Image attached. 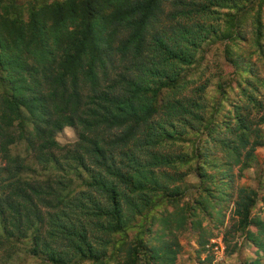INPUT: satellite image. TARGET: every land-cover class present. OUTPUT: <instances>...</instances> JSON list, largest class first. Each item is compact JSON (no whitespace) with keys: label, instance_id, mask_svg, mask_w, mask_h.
I'll list each match as a JSON object with an SVG mask.
<instances>
[{"label":"trees","instance_id":"obj_1","mask_svg":"<svg viewBox=\"0 0 264 264\" xmlns=\"http://www.w3.org/2000/svg\"><path fill=\"white\" fill-rule=\"evenodd\" d=\"M255 2L34 0L26 18L16 0H0V249L28 239L41 264H142L145 224L134 246L128 232L156 208L178 206L186 190L170 186L182 182V167L197 161L204 181L211 153L230 171L252 165L263 144L264 92L250 64L226 48L232 66L247 73L226 111L216 103L207 117V105L184 92L186 71L205 47L242 39L240 14ZM254 23L253 44L263 50L258 13ZM66 127L77 140L60 145L56 136ZM195 128H203L200 139L184 159L162 152ZM19 144L38 170L28 172L26 158L12 153ZM240 190L238 226L254 225L246 238L264 252V222L251 217L255 193ZM172 214L161 219L164 230L180 224V213ZM144 249L149 264L175 260L165 243Z\"/></svg>","mask_w":264,"mask_h":264},{"label":"rangeland","instance_id":"obj_2","mask_svg":"<svg viewBox=\"0 0 264 264\" xmlns=\"http://www.w3.org/2000/svg\"><path fill=\"white\" fill-rule=\"evenodd\" d=\"M16 1L24 6V14L27 18V5L34 3V0ZM219 11L228 12L226 9ZM256 13L259 15L264 33V0H256L253 5L247 4L245 10L240 14L243 20L242 39L238 40L236 44L224 41L205 47L197 63L186 71L188 84L184 94L190 93L189 97L203 101L208 108L207 117L215 112L216 103L221 105L223 111H226L229 109V103L238 100L236 82L247 76V73H243L240 68L236 69L232 66L225 52L226 48H229L232 58L238 63L250 64L251 71L256 76L252 79L264 92V38L262 39L263 50L254 47L252 38ZM223 20L224 15L222 14L218 19L220 28H223ZM205 86L206 90L203 89L200 95H197L198 88ZM220 86L223 87L226 97L219 93ZM232 88L235 91L231 90ZM160 112H158V116L156 115V120H160ZM260 128L263 144L257 146L253 152L256 161L252 162V165L239 164L232 167L230 171L229 167L222 166L224 158L220 153H211L210 161L213 166L209 162L206 164L210 165L205 166V172L210 178L203 179L204 181L200 180L194 169L197 161H193L190 165L179 170L180 173H183L182 182H175L170 186V189L179 187L186 190L182 197L177 198L178 206L173 207L166 204L156 208L146 220L138 219L134 228L128 232L127 243L134 246L136 236L141 233L138 227L145 224L144 232L139 236L144 244L139 249L142 264H149L151 261L150 255L144 251V246L151 248V246L161 243H165L171 251H176L173 264H253L256 260H258V264H264V252L258 250L256 245L246 238L247 232L256 233V228L250 224L247 231L242 230L238 226V217L234 215L235 201L240 195V189L246 188L254 192L256 196V204L251 211V217H258L264 222V125L262 124ZM201 129L203 128L197 132L189 131L186 135L188 138L186 142L167 144L162 152L184 159L191 153L193 142H198L200 139ZM56 140L60 145L74 143L77 140L76 131L66 127L56 136ZM12 153L26 158V165L32 168L28 172L34 171L33 169L38 170L33 157L26 150L24 144L13 147ZM165 171L175 177L174 172L167 168L160 170V172ZM229 171L230 178L227 176ZM27 174L31 175V173ZM34 176L37 174L35 173ZM84 176L82 175V177ZM78 183L75 181L73 187H76ZM204 189L207 190L204 192ZM206 197L210 203L207 208H204L201 203ZM172 211L180 213V218H177L180 224H172L169 230H164L161 219L163 217L169 221L175 219ZM15 242L0 249V264H41L40 259L30 255L28 239ZM128 248L126 246V250ZM6 249H11V252ZM126 252L123 253V256ZM150 253L153 252L150 251ZM151 264L160 263L153 262Z\"/></svg>","mask_w":264,"mask_h":264}]
</instances>
